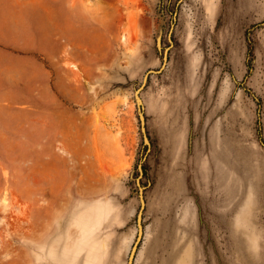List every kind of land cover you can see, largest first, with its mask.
<instances>
[{
	"label": "rangeland",
	"instance_id": "1",
	"mask_svg": "<svg viewBox=\"0 0 264 264\" xmlns=\"http://www.w3.org/2000/svg\"><path fill=\"white\" fill-rule=\"evenodd\" d=\"M141 212L133 264H264V0H0V264H128Z\"/></svg>",
	"mask_w": 264,
	"mask_h": 264
},
{
	"label": "water",
	"instance_id": "2",
	"mask_svg": "<svg viewBox=\"0 0 264 264\" xmlns=\"http://www.w3.org/2000/svg\"><path fill=\"white\" fill-rule=\"evenodd\" d=\"M153 73H157V71H150V72L146 75V77H145V82H146V80H147V77H148L150 74H153ZM145 82H144L143 86H141V88H140L139 90L136 91L137 102H138L139 104H141V105H142V100H141V98H140L139 95H140L141 91L143 90V88H144V86H145ZM144 121H145V119H144V116L142 115V122L144 123ZM143 132H144V135H145V139H146V141H147L148 139H147V137H146V133H145V129H144V127H143ZM141 204H142V207H144L145 202H144V199H143L142 196H141ZM142 237H143V225H142V212H141V213L139 214V218H138V237H137V241H136L134 247L132 248V252H131V254H130L128 264H133L134 259H135V256H136V254H137L138 246H139V243H140Z\"/></svg>",
	"mask_w": 264,
	"mask_h": 264
}]
</instances>
